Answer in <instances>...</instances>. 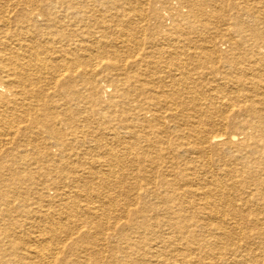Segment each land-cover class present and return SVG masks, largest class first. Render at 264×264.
I'll use <instances>...</instances> for the list:
<instances>
[{
    "label": "bare ground",
    "instance_id": "obj_1",
    "mask_svg": "<svg viewBox=\"0 0 264 264\" xmlns=\"http://www.w3.org/2000/svg\"><path fill=\"white\" fill-rule=\"evenodd\" d=\"M0 264H264V0H0Z\"/></svg>",
    "mask_w": 264,
    "mask_h": 264
},
{
    "label": "rangeland",
    "instance_id": "obj_2",
    "mask_svg": "<svg viewBox=\"0 0 264 264\" xmlns=\"http://www.w3.org/2000/svg\"><path fill=\"white\" fill-rule=\"evenodd\" d=\"M169 1H172V3L174 4V2H175V0H169ZM165 11H162V13H164ZM169 22V20L167 19H165V23H168ZM204 90H205V88H204ZM51 181V180H50ZM53 192H54V190L52 189V188H48V190H47V193L49 194V195H52L53 194Z\"/></svg>",
    "mask_w": 264,
    "mask_h": 264
}]
</instances>
